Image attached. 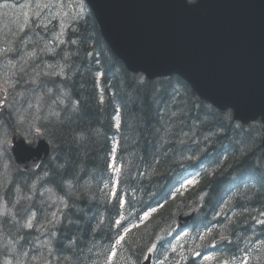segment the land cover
<instances>
[{"label":"trees","instance_id":"obj_1","mask_svg":"<svg viewBox=\"0 0 264 264\" xmlns=\"http://www.w3.org/2000/svg\"><path fill=\"white\" fill-rule=\"evenodd\" d=\"M90 35L98 42L93 49ZM68 41L58 61L62 70L40 77L37 86L44 89L32 90L20 80L0 88V97L13 98V105L27 104L35 92H40L39 104L40 95L65 94L61 110L36 121L51 143V157L38 172L16 176L7 193L13 201L21 200L29 190L22 179L31 185L26 176L39 175L36 195L45 187L68 200L64 219L69 220L55 230L50 262L107 264L106 247L132 225L112 264H139L150 249L162 264L164 257L167 264H264L261 120L243 125L231 110L201 100L177 75L149 79L129 71L105 46L92 14L76 23ZM72 105L77 108L70 109ZM2 115L14 124L11 111ZM116 135L119 143H113ZM190 171L199 175L198 184L179 191ZM2 181L4 185V176ZM16 182L26 191L11 194ZM5 192L0 190V199ZM195 207L199 211L181 234L177 217ZM152 209L156 211L141 221ZM220 237L230 241L215 245ZM162 248L171 253L164 255Z\"/></svg>","mask_w":264,"mask_h":264},{"label":"water","instance_id":"obj_2","mask_svg":"<svg viewBox=\"0 0 264 264\" xmlns=\"http://www.w3.org/2000/svg\"><path fill=\"white\" fill-rule=\"evenodd\" d=\"M88 2L130 70L149 78L178 74L203 99L231 108L236 120L247 125L260 118L264 124V0ZM198 209L182 213L178 225L188 224ZM147 258L143 264H150L152 254Z\"/></svg>","mask_w":264,"mask_h":264},{"label":"rangeland","instance_id":"obj_3","mask_svg":"<svg viewBox=\"0 0 264 264\" xmlns=\"http://www.w3.org/2000/svg\"><path fill=\"white\" fill-rule=\"evenodd\" d=\"M19 2H21L19 6L12 4L0 6V88L7 83L9 84L10 81L20 80L22 85H30L32 90L39 89L41 91V88L44 89V85L37 86L40 77L55 76L62 70L60 63L57 60L49 59V56H55V48L59 47L64 40L68 28L75 27L77 20L73 17L84 14L85 10L81 0H19ZM40 52L43 53V57L40 56L39 59H36V55ZM23 63L29 66L27 72ZM61 89L65 88L62 86ZM39 93L35 92L29 95L27 104L13 106L15 116L12 118L15 125H21L22 128H28L31 131L35 128L37 118L39 119L41 115L49 117L52 116L53 112L61 110L64 93H55L42 98L40 95L41 105L37 100ZM12 104L13 98L7 105L12 106ZM120 120L121 115L119 114L116 117V123H119ZM8 130H10V125L0 122V172L6 178V185L13 173L8 156V153H11L10 147H8L10 144ZM47 174V170H43L41 177L45 178ZM198 180L199 177L192 176V178L185 180L181 187L190 188ZM22 181L25 188L30 189L29 181L25 179ZM49 191V189L42 187V193H46L41 195L45 199L43 201L34 195L31 182L30 192L26 196L30 206L22 203L25 195L21 197L26 222L24 223L22 220L14 222L4 220L1 222L0 219V264H53L54 261L50 262L48 258L54 246L56 227L57 225L59 227L60 223L63 222L64 210L67 207L63 195L56 192L49 193ZM17 192L19 190H15V193ZM36 209H40L43 215L41 216L35 211ZM151 212H145L144 218L147 219ZM2 215H11L10 206L4 198L0 199V217ZM48 221L52 222L49 223ZM13 229H18L20 232L9 238L8 233ZM25 232H27L25 238L20 239ZM40 232H43V237L34 241ZM27 248L29 249L27 250ZM161 251L164 255H169L171 248H162ZM37 253H41L38 258H36ZM116 256L117 244L115 248L113 246L110 250L109 261H114ZM145 257L146 255L143 259ZM143 259L139 264L142 263ZM60 262L66 264L61 258ZM110 262L107 264H112ZM156 264H161V260H157ZM164 264H167L166 257H164Z\"/></svg>","mask_w":264,"mask_h":264},{"label":"bare ground","instance_id":"obj_4","mask_svg":"<svg viewBox=\"0 0 264 264\" xmlns=\"http://www.w3.org/2000/svg\"><path fill=\"white\" fill-rule=\"evenodd\" d=\"M77 22H79V21H77ZM77 22H75V27H72V28H68V30L66 31V35H65V38H64V40L62 41V43L59 45V47H57V48H55V51H56V54H55V56H49V59H52V60H57V62L59 61V57H60V53H61V51L63 50V49H65V48H67V46H68V44H69V41H68V35H69V32H70V30L71 29H75L76 28V23ZM69 47V46H68ZM40 56H42L43 57V53L42 52H40V53H38L37 55H36V59H39V57ZM102 76V75H101ZM101 76L99 75V72L97 73V77L98 78H101ZM43 77V76H42ZM81 88H83V87H76V89L75 90H79V89H81ZM78 92V91H77ZM73 93H75V91H73ZM76 94V93H75ZM83 95V94H82ZM16 104H18V103H16ZM16 104L15 105H13L12 104V106H10V105H6L1 111H0V122H4V123H8L9 125H10V129H13V128H18V127H16L17 125H14L11 121H7V120H4V117H3V115H2V113L3 112H5V113H7V112H9V111H11L12 113H13V115L15 116V114H14V112H13V106L15 107L16 106ZM80 107V106H79ZM75 108H77L76 106H73L72 105V107L70 108V109H75ZM77 110V109H76ZM75 110V111H76ZM69 113V112H68ZM76 114V113H75ZM120 113H117L116 114V116H115V120H116V117H117V115H119ZM73 115V114H72ZM72 118V117H71ZM121 121V120H120ZM69 123V125H70V123H71V121L70 122H68ZM120 123V122H119ZM21 126V125H20ZM71 126V125H70ZM35 127H38L37 126V124H35ZM23 130V129H22ZM48 142H49V140H48ZM120 142V140H119V136L118 135H116V138H114V142L113 143H119ZM49 145H50V149H49V156L46 158V160L43 162V164L47 161V159L48 158H50L51 157V155H52V146H51V143L49 142ZM115 145V144H114ZM8 156H9V159H10V161H11V166H12V168H13V173L11 174V176H10V178H9V182H8V184L6 185V184H4L3 185V181H2V179H3V173H1L0 172V187H1V190H6V192H5V195H4V197H2V198H4L7 202H9L11 205H12V207H13V209L14 210H16L17 212H18V214H19V216L20 217H23V215L21 214L22 213V210H24V207L22 206V204H21V200H17L16 202L15 201H13L11 198H9V196L7 195V193L9 192V189H10V183H12L13 181H16V176H18L19 174H31V173H35V172H38L40 169H41V167L43 166V164L38 168V169H36V170H33V171H29V170H24V169H22L16 162H15V160L13 159V157L8 153ZM5 162V161H4ZM114 168H115V165L113 164L112 165ZM87 168V167H86ZM90 170V169H89ZM82 171V170H81ZM89 172V171H88ZM92 172V171H91ZM83 175V174H82ZM38 176L39 175H37V176H26V177H28V178H30V180H31V182H32V186H33V189H34V181L36 180V178H38ZM81 176V175H80ZM91 176V175H90ZM87 178V177H86ZM89 178V177H88ZM4 179H5V183H6V178H5V176H4ZM82 179V178H81ZM91 179V178H90ZM80 180V179H79ZM65 183V182H64ZM18 183L16 182V184H15V186L14 187H12V190L10 191V193L11 194H14L15 193V190H19V191H21V190H24V189H22L21 187H19L18 185H17ZM74 184V183H73ZM85 184V183H84ZM76 185V184H75ZM80 188V187H79ZM30 189H31V185H30ZM30 189L25 193V199L22 201V203L24 202V201H29V199L28 198H26V196L28 195V193L30 192ZM48 189V188H47ZM50 191H49V193H52L53 191L51 190V189H49ZM24 191H26V190H24ZM44 194H46V193H38L37 194V198H39V199H41V200H45L44 199V197H42L41 195H44ZM34 195H36L35 194V192H34ZM43 201H42V203H43ZM66 201H67V203H68V200L66 199ZM34 202V201H33ZM39 203V202H38ZM48 203V202H47ZM39 204H41V203H39ZM69 204V203H68ZM74 205V204H73ZM28 206V205H27ZM37 206V205H36ZM49 207V206H48ZM80 208V207H79ZM51 209V208H50ZM40 213V215L42 216L43 214H42V211L40 210V209H37ZM43 211H44V209H43ZM46 212V211H45ZM72 213V210L69 212V216H70V214ZM73 214V213H72ZM99 214V213H98ZM48 215V214H47ZM49 216V215H48ZM39 218H40V216H39ZM72 217H70V219H71ZM0 219L1 220H5L6 218L5 217H0ZM13 220V222L14 221H16L17 219H12ZM68 220H69V217L68 218H65L64 220H63V222H62V224L64 223H66V222H68ZM49 223H51L50 221H48ZM40 224V223H39ZM61 224V223H60ZM61 224V225H62ZM113 224L116 226V227H118V223H117V220H115V219H113ZM41 225H43V224H41ZM47 225V224H46ZM56 225V224H55ZM61 225L59 226V228L61 229ZM18 226V225H17ZM53 226V225H52ZM49 227V226H48ZM51 227V226H50ZM53 228V227H52ZM56 229H58V225H57V227H56ZM64 235V234H63ZM70 235V234H69ZM72 237V236H71ZM67 240H69V239H67ZM64 241V240H63ZM82 242V241H81ZM62 246V245H61ZM63 246H65V245H63ZM114 245H112V247H113ZM31 246H29V248H30ZM88 247V246H87ZM112 247H110L109 245L106 247V250H107V252H108V262H110L109 261V257H110V250H111V248ZM29 248H27V250L29 249ZM65 248V247H64ZM101 248H104V247H100V249ZM26 251V250H25ZM17 263V262H16ZM110 263H113V261L112 262H110ZM17 264H21V263H17ZM36 264H38V263H36Z\"/></svg>","mask_w":264,"mask_h":264},{"label":"flooded vegetation","instance_id":"obj_5","mask_svg":"<svg viewBox=\"0 0 264 264\" xmlns=\"http://www.w3.org/2000/svg\"><path fill=\"white\" fill-rule=\"evenodd\" d=\"M20 3L21 2H19V0H0V6L2 5V4H12V5H14V6H19L20 5ZM0 190H1V187H0ZM5 200V199H4ZM5 202L10 206V211H11V215H2L1 217H5L6 219L5 220H12V219H17V220H22L24 223L26 222V215H25V210L23 211V217H20L19 216V214H18V212L16 211V210H14L13 209V207H12V205L9 203V202H7L6 200H5ZM23 204L24 205H28V206H30V203H29V201H24L23 202ZM13 221V220H12ZM1 222H3V220H1ZM41 230V229H40ZM27 232H25L22 236H21V238L20 239H23L24 237H25V234H26ZM15 234H18V233H15V232H13V231H11V232H9L8 233V236H9V238H12L13 237V235H15ZM43 237V232H40V233H38L37 234V236H36V238L34 239V241L35 240H38V239H41ZM32 245V243L30 244V246Z\"/></svg>","mask_w":264,"mask_h":264},{"label":"snow or ice","instance_id":"obj_6","mask_svg":"<svg viewBox=\"0 0 264 264\" xmlns=\"http://www.w3.org/2000/svg\"><path fill=\"white\" fill-rule=\"evenodd\" d=\"M117 126H119V123H117ZM189 183H192V181H189ZM117 223H119V221H117ZM124 239V237L122 236V237H120V240H123ZM150 251H151V249H150Z\"/></svg>","mask_w":264,"mask_h":264}]
</instances>
